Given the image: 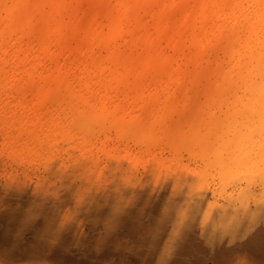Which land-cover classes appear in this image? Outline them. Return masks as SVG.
<instances>
[{"label":"bare ground","instance_id":"obj_1","mask_svg":"<svg viewBox=\"0 0 264 264\" xmlns=\"http://www.w3.org/2000/svg\"><path fill=\"white\" fill-rule=\"evenodd\" d=\"M110 1H96L84 22V16L71 12L67 0H0V52L7 54L10 42L18 44L13 51L14 67L24 55L23 39H33L36 50L46 53L50 47H64L60 37L68 27L84 33L79 50L87 62L75 68L74 81L66 78L64 66L45 76L39 87L41 104H71L69 111L77 119L113 122L119 114L120 119L132 115L120 107L91 106L89 98L75 91L76 83L85 91L104 89L99 99L103 105L114 97L126 100L125 94H131L133 104L144 102L136 117H152L148 106L156 101L158 91L180 85L164 81L183 71L177 61L183 58L189 62L194 51L202 53L216 46L221 47L227 64L208 70L214 80L205 89L213 101L264 105V0H189L193 5L179 13L180 28L167 26L164 10L183 0H115L109 6ZM143 16L151 24H145ZM33 26L41 33H35ZM92 47L105 55L94 56ZM5 87H14L18 94L23 89L18 82ZM148 89L153 91L144 96ZM256 114L262 125L264 107ZM213 131L192 129L183 137L179 129L183 136L177 131L173 134L186 138V150L192 156L200 155L205 164L233 172L213 190L203 183L196 167L169 163L163 171L139 168L131 153L113 150L105 158L112 169L109 182L114 186L108 191L115 196L118 193L114 198H120L121 203L113 204L104 214L111 220L103 221L106 232L99 239L112 240L118 246L122 242L135 245L129 249L157 250L153 256L140 253L128 258L130 264H182L184 258H200L198 264H264V150L244 151L243 146L258 132L252 129L251 136L232 133L214 147L218 140ZM212 137L213 143L209 141ZM156 173L165 174V178H155L160 175ZM56 217L48 218L43 235L61 243L75 240V234L69 236L73 225ZM36 254L45 256V252Z\"/></svg>","mask_w":264,"mask_h":264},{"label":"rangeland","instance_id":"obj_2","mask_svg":"<svg viewBox=\"0 0 264 264\" xmlns=\"http://www.w3.org/2000/svg\"><path fill=\"white\" fill-rule=\"evenodd\" d=\"M96 1L106 2L67 0L71 12L84 16V22ZM191 5L193 2L183 0L165 8L167 26L180 28L179 13ZM142 20L151 24L147 16ZM32 29L41 33L35 26ZM84 37L82 30L68 27L60 37L64 47L60 50L50 47L46 53L36 50L33 39H23L24 55L15 67L13 51L18 44L13 46L10 42L8 53L0 52V264H130L128 258H136L140 253L153 256L157 252L142 247L129 249L135 245L122 242L118 246L112 240L99 239L106 232L103 221L111 220L104 214L113 204L121 203L120 198H114L118 193L115 196L108 191L114 186L109 182L112 169L105 158L113 150L131 153L139 168L163 171L169 163L196 167V173L211 190L226 182L233 172L205 164L204 157L192 156L186 150L189 143L183 137L192 129H214L218 140L214 147L220 140H228L232 133L251 136L252 129H256L258 134L253 135L252 141L243 142L244 151L264 150V139L260 136L264 135V123L258 124L256 114L264 105L246 104V101L214 102L209 89H205L214 80L208 70L227 64L221 47L210 46L202 53L194 51L189 62L183 58L177 61L183 71L164 81H176L180 85L158 91L156 101L148 106L154 113L152 117H136L144 102L133 104L131 94H125L126 100H121L123 96L114 97L103 105L99 99L104 89L94 87L85 91L76 83L75 91L89 98L91 106H104L108 110L120 107L132 115L120 119L119 114L113 122L77 119L71 116V104L62 101L41 104L39 87L44 84L45 76L64 66L66 78L74 81L75 68L87 62L79 50ZM164 52L171 53L168 49ZM92 53L104 56L106 52L92 47ZM14 82L21 84L20 94L14 87H5ZM31 83L34 87L29 89ZM152 91L145 90L143 95ZM169 98L173 99L167 101ZM251 106L256 111H248ZM174 132L183 137L175 138ZM214 137L209 141L215 142ZM213 160L209 156V162ZM156 174H160L157 179L165 178V174ZM94 209L97 211L92 212ZM52 216L71 223L74 229L69 236L75 234L77 238L61 243L43 235ZM38 252H45V256H38ZM182 260V264L201 261L200 258Z\"/></svg>","mask_w":264,"mask_h":264}]
</instances>
